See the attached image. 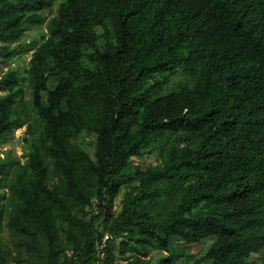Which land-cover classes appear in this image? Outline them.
<instances>
[{
  "label": "trees",
  "instance_id": "trees-1",
  "mask_svg": "<svg viewBox=\"0 0 264 264\" xmlns=\"http://www.w3.org/2000/svg\"><path fill=\"white\" fill-rule=\"evenodd\" d=\"M54 7L31 109L0 75V145L40 132L0 164V264H264V0H0L3 63Z\"/></svg>",
  "mask_w": 264,
  "mask_h": 264
},
{
  "label": "rangeland",
  "instance_id": "rangeland-1",
  "mask_svg": "<svg viewBox=\"0 0 264 264\" xmlns=\"http://www.w3.org/2000/svg\"><path fill=\"white\" fill-rule=\"evenodd\" d=\"M56 7H54L52 10H45L42 12L43 17L45 20L41 24H29L26 27L24 36L20 40V42L11 45L12 48H15L17 45H21L23 48L21 51H18L16 55L11 57L7 64L3 63L4 60L0 57V75L4 71L7 70L8 66H14L20 67V80L25 81L24 83L27 84V94L25 99V105L29 109L32 108V87L29 84V77H28V71L31 67V59L34 54V52L37 50V48L46 40V38L49 36L48 32V22L49 20L56 15ZM2 44H0L1 47ZM180 77H175L176 80H178ZM33 118H36L38 120V117L36 113H33ZM29 123V122H28ZM28 123L18 127L12 135H10L1 145H0V164L3 161H6L7 158H16L17 160H21L26 162L27 157L30 155L32 150L40 145V132L37 129V124H33L32 129L29 128ZM80 141L82 143L83 149L88 151L91 155L94 153V143H95V137L93 135L86 136L85 134H82L80 137ZM157 154L155 152L149 153L147 152L144 156L141 158H134L135 163H140L144 165L145 167H148L151 164L157 163ZM12 165V164H11ZM51 172L54 170L53 164H51ZM6 178V177H5ZM4 178V179H5ZM5 184L1 186L0 189V200H2L3 195H7V192L10 191L9 187H7V180H5ZM57 184L59 183V179L56 176H52L50 179V182ZM180 249H185L184 247L180 246ZM71 252H68V254ZM206 248L200 245L194 244L192 248L190 249V254L196 256V258L199 257H205ZM70 255V254H69ZM160 255H166L165 252H159V251H153L151 253V257L155 259L161 257ZM209 259H206L205 261L208 262ZM184 262L183 260H180Z\"/></svg>",
  "mask_w": 264,
  "mask_h": 264
},
{
  "label": "built area",
  "instance_id": "built-area-1",
  "mask_svg": "<svg viewBox=\"0 0 264 264\" xmlns=\"http://www.w3.org/2000/svg\"><path fill=\"white\" fill-rule=\"evenodd\" d=\"M97 209V208H96ZM98 212V209L96 210V213ZM110 238V235L108 233L105 234L102 244L100 245V249H101V253L100 256L103 258L105 256V251L103 250L105 248L106 242L108 241V239Z\"/></svg>",
  "mask_w": 264,
  "mask_h": 264
}]
</instances>
